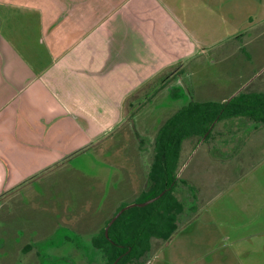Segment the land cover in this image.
Returning a JSON list of instances; mask_svg holds the SVG:
<instances>
[{"label":"crops","instance_id":"obj_1","mask_svg":"<svg viewBox=\"0 0 264 264\" xmlns=\"http://www.w3.org/2000/svg\"><path fill=\"white\" fill-rule=\"evenodd\" d=\"M3 1L37 14L33 37L28 35L23 46L20 38L18 46L0 29V209L2 202L12 201V220L18 222L15 233L9 227L1 238L17 247L27 244L22 231L28 215L25 204L14 200V192L30 185L33 177H48L61 166L81 176L68 161L105 141L118 123H129L131 109L137 106L135 113L142 109L143 97H157L175 86L174 81L181 84L186 73L194 75L191 59L207 56L213 38L242 37L241 29L231 28L242 8L230 4L235 0ZM48 14L51 21L44 20ZM251 14L245 19L249 21ZM237 51H243L242 46ZM131 98L137 101L128 102ZM246 167L241 177L218 174L208 181L224 186L212 204L222 217L227 202L249 218L250 227L260 225L258 229L264 230V166ZM210 201L206 207L211 208ZM120 207L117 202L110 207L97 224L96 235ZM62 218L72 226L65 221L66 214ZM37 229L36 234L41 233ZM154 240L153 247L158 241ZM73 244L66 239L65 245L75 250ZM254 254L259 256L253 264L264 261V246Z\"/></svg>","mask_w":264,"mask_h":264},{"label":"rangeland","instance_id":"obj_2","mask_svg":"<svg viewBox=\"0 0 264 264\" xmlns=\"http://www.w3.org/2000/svg\"><path fill=\"white\" fill-rule=\"evenodd\" d=\"M259 2H230L232 6L242 8V15H235L231 25L233 31H243L242 37L223 41L219 37L213 38L207 56L197 55L191 59L196 65L194 75L189 77L186 73L181 84L174 81L175 86L165 88V92L157 97L154 94L143 97L142 109L136 113L137 106L131 109V122L118 123L106 135L105 141L68 161L81 176L61 166L48 177L40 178L43 174L33 177L30 185L25 183L21 190L14 192V200L20 201L21 206L24 203L28 214L25 239L39 251L42 264H85L83 255L87 264L105 263L90 238L96 235L100 228L97 224L104 221L106 212L115 202L119 206L138 203L135 201L146 188L147 172L153 161L155 137L170 115L192 100H227L246 85L243 91L248 93L264 92V0ZM247 13H252L249 21L245 19ZM35 17L37 14L31 9L11 7L0 0V29L18 46L19 38L23 46L28 35L33 37ZM44 20L51 21L52 18L48 14ZM239 46L243 48L240 53L237 51ZM234 52L237 53L235 56ZM212 60L217 63L213 64ZM175 90L179 95L172 97ZM249 163L258 168L264 166L262 124L256 126L250 120L224 121L217 125L208 142L200 144L199 138L186 141L181 151L179 176L185 178L187 184L180 182L177 187L186 212L179 217V230L168 241L171 242L168 246L151 250L137 264H147L150 260L151 264H253L252 260L259 256L254 253L264 246V230L258 229L260 225L250 227L249 218L245 214L239 215L227 202L223 205L222 217L217 215L218 207L212 203L223 191V185L212 190L211 208L206 207L205 199L214 183L209 180L218 174L231 179L241 177V173L249 169L246 167ZM190 183L197 190L198 187L201 189L197 202L193 201L196 191L188 190ZM11 202L6 205L4 201L6 209L8 205L12 206ZM64 214L68 219L64 220L73 222L70 223L72 226L63 223ZM37 228L41 233L36 234ZM79 228L88 230L83 233ZM67 238L74 242L77 251L65 245ZM165 243L158 240L153 249ZM6 256L7 252L0 250V264H21L24 258L19 253L8 263ZM255 264H264V261Z\"/></svg>","mask_w":264,"mask_h":264},{"label":"trees","instance_id":"obj_3","mask_svg":"<svg viewBox=\"0 0 264 264\" xmlns=\"http://www.w3.org/2000/svg\"><path fill=\"white\" fill-rule=\"evenodd\" d=\"M230 120H250L256 126H264V92L243 91L230 102L192 100L165 120L154 140L146 188L135 202L142 203L165 193L148 206L123 212L108 229L107 237L105 229L110 220L128 204L111 214L93 238L94 248L102 253L104 264H137L151 251L154 239L168 242L173 238L179 230V217L186 212L177 194L179 183L187 184L186 179L179 176L182 147L195 138H199L200 144L208 142L217 125ZM215 187L216 182L208 189L210 194L206 201L213 196ZM188 188L191 193L196 191L193 201L197 202L201 189L197 190L191 183Z\"/></svg>","mask_w":264,"mask_h":264},{"label":"flooded vegetation","instance_id":"obj_4","mask_svg":"<svg viewBox=\"0 0 264 264\" xmlns=\"http://www.w3.org/2000/svg\"><path fill=\"white\" fill-rule=\"evenodd\" d=\"M232 96V95H231ZM229 99V98H228ZM228 99L225 100L228 102ZM175 113V112H174ZM173 113V114H174ZM171 116V115H170ZM169 116V117H170ZM131 117V116H130ZM131 119L132 117L129 119V122H131ZM189 141V140H188ZM2 204V209H0V212L1 213V218H0V222H1V226H0V240H1V244H2V247L0 248V250H3L5 252H7V256H6V260L8 259V263H11L13 261V259L16 257L17 254L20 253V255H24V258H23V262L21 264H42V260L40 258V253L39 251L33 246V243H28L27 244H22L20 246H13V245H6L3 241H2V238H1V235L3 234L4 231H7V229L9 227L12 228V230H14V233L16 232V228L15 226L18 225V222L16 220H12L13 219V213L11 212L10 208L8 207L6 209V205H4V202L1 203ZM7 204V203H6ZM130 204V203H129ZM128 204V205H129ZM133 204V203H132ZM127 205V206H128ZM131 205V204H130ZM16 206V209H15V212L17 211V204L15 205ZM125 208V207H124ZM10 210V211H9ZM128 210V209H127ZM18 212V211H17ZM26 212V211H25ZM27 214V213H26ZM28 215V214H27ZM115 217V216H114ZM113 217V218H114ZM14 218H15V214H14ZM112 220V219H111ZM110 220V221H111ZM26 221L27 219H25L23 222L25 223V226H26ZM110 223V222H109ZM109 226V225H108ZM107 226V227H108ZM27 227V226H26ZM25 227V228H26ZM107 229V228H106ZM105 229V230H106ZM24 231V232H23ZM22 231V234L25 235V230ZM106 233V231H105ZM95 236V235H94ZM108 237V236H107ZM94 238V237H93ZM93 238L91 240L92 242V245L94 247V244H93ZM95 249V248H94ZM96 250V249H95ZM98 251V250H96ZM100 252V251H98ZM101 254V257L103 259V256H102V253L100 252ZM79 257V256H78ZM83 257L85 258V264H87V259H86V256L83 255ZM104 260V259H103ZM77 263V262H76ZM13 264V262H12ZM79 264V262L77 263Z\"/></svg>","mask_w":264,"mask_h":264},{"label":"water","instance_id":"obj_5","mask_svg":"<svg viewBox=\"0 0 264 264\" xmlns=\"http://www.w3.org/2000/svg\"><path fill=\"white\" fill-rule=\"evenodd\" d=\"M245 87H247V85H246ZM245 87H243V88H242L237 94L235 93L234 95H232V96L228 99V102H230L235 96L241 94ZM164 193H165V191H164L160 196H157V197H155L154 199H151V200H148V201L146 200L145 202H142V203H136V204H131V205L129 204L128 206H126L125 208H123V209H122L120 212H118V213L115 215V217L110 221L109 226H108L107 229L105 230V231H106V236H108V229H110L111 225H113L114 222L119 218V216H120L123 212H125L127 209H129V208L132 209V208L137 207V206H139V207H144V206H146V205L148 206L149 204L155 202L157 199H159L161 196H163Z\"/></svg>","mask_w":264,"mask_h":264}]
</instances>
